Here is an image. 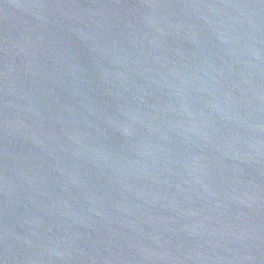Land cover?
<instances>
[{
  "label": "water",
  "instance_id": "water-1",
  "mask_svg": "<svg viewBox=\"0 0 264 264\" xmlns=\"http://www.w3.org/2000/svg\"><path fill=\"white\" fill-rule=\"evenodd\" d=\"M0 264H264V0H0Z\"/></svg>",
  "mask_w": 264,
  "mask_h": 264
}]
</instances>
